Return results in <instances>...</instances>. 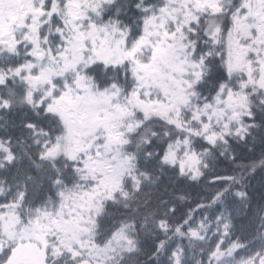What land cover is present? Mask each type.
Returning <instances> with one entry per match:
<instances>
[{
	"label": "snow or ice",
	"instance_id": "1",
	"mask_svg": "<svg viewBox=\"0 0 264 264\" xmlns=\"http://www.w3.org/2000/svg\"><path fill=\"white\" fill-rule=\"evenodd\" d=\"M0 264H264V0H0Z\"/></svg>",
	"mask_w": 264,
	"mask_h": 264
}]
</instances>
